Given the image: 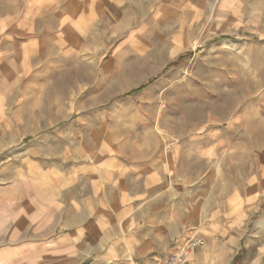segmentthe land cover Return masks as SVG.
Listing matches in <instances>:
<instances>
[{
  "label": "rangeland",
  "instance_id": "374dc122",
  "mask_svg": "<svg viewBox=\"0 0 264 264\" xmlns=\"http://www.w3.org/2000/svg\"><path fill=\"white\" fill-rule=\"evenodd\" d=\"M55 4L0 0L10 165L23 146L17 133L31 136L26 148L41 136L43 147L75 149L100 129L111 141L87 162L114 139L158 136L170 145L168 166L163 185L147 190L171 212L181 207L176 249L200 235L194 264H238L247 241L264 235V0H105L99 21L92 12L68 24ZM97 262L90 252L88 264Z\"/></svg>",
  "mask_w": 264,
  "mask_h": 264
},
{
  "label": "crops",
  "instance_id": "0c3cea01",
  "mask_svg": "<svg viewBox=\"0 0 264 264\" xmlns=\"http://www.w3.org/2000/svg\"><path fill=\"white\" fill-rule=\"evenodd\" d=\"M58 1L54 11L65 24L74 17L88 23L92 12L97 19L91 21H99L105 12V0ZM9 58L0 47L5 74ZM10 124L5 105L0 114V264H88L90 252L97 256L95 264H139L136 259L147 255L149 264H160L174 252L185 233V216L176 217L180 206L171 212L147 190L163 185L168 166L163 151L170 145H162L158 136L112 139L113 151L87 162L85 154L102 152L111 141L100 136V129L87 139L76 138L77 149L43 147L41 136H34L35 147L26 148L31 136L17 133L23 146L17 164L10 165L6 151L15 136ZM73 140L72 133L67 135V144ZM258 236L247 241L238 264H264V235Z\"/></svg>",
  "mask_w": 264,
  "mask_h": 264
},
{
  "label": "built area",
  "instance_id": "2783aa9c",
  "mask_svg": "<svg viewBox=\"0 0 264 264\" xmlns=\"http://www.w3.org/2000/svg\"><path fill=\"white\" fill-rule=\"evenodd\" d=\"M202 245H204L203 237L194 235L179 245V247L160 264H194L193 254Z\"/></svg>",
  "mask_w": 264,
  "mask_h": 264
},
{
  "label": "trees",
  "instance_id": "16d2710c",
  "mask_svg": "<svg viewBox=\"0 0 264 264\" xmlns=\"http://www.w3.org/2000/svg\"><path fill=\"white\" fill-rule=\"evenodd\" d=\"M141 89H142V87H141L140 89H135V90H133V91L127 93V95L133 94V93H135V92H137L138 90H141Z\"/></svg>",
  "mask_w": 264,
  "mask_h": 264
},
{
  "label": "bare ground",
  "instance_id": "6f19581e",
  "mask_svg": "<svg viewBox=\"0 0 264 264\" xmlns=\"http://www.w3.org/2000/svg\"><path fill=\"white\" fill-rule=\"evenodd\" d=\"M228 45V44H227ZM229 46L233 47V44L229 43Z\"/></svg>",
  "mask_w": 264,
  "mask_h": 264
}]
</instances>
